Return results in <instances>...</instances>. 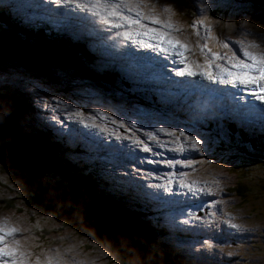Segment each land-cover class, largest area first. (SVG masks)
<instances>
[{
  "label": "rangeland",
  "instance_id": "rangeland-1",
  "mask_svg": "<svg viewBox=\"0 0 264 264\" xmlns=\"http://www.w3.org/2000/svg\"><path fill=\"white\" fill-rule=\"evenodd\" d=\"M103 1L100 0L101 8H104L102 5ZM183 1L182 12H179V9L175 7L176 0H124L125 9L131 8V11L130 13L122 12L123 15H128L131 19H139L140 21L139 24H130V28L127 29L139 32H148V29H155V33L149 32L146 36L156 39L160 43L161 41L157 37L161 33L180 41L185 47L183 49H172L178 52V55H181L180 53L182 52V55L186 58L182 60L185 63V67L187 66V68L197 74L210 73L209 67L215 68V65L217 67L214 72L217 75L220 74L221 69H223L222 72L229 73L231 71L235 74L241 70L236 67L240 61L251 63L249 58L245 56V52H252L257 54V56L264 54V0ZM81 2L92 4L94 0H81ZM126 3L127 7L125 6ZM107 4H111V1L107 0ZM190 4L195 7L193 10ZM0 9H6L10 13L8 18H13V21L17 20V24L23 27H33L34 25L36 27L38 22L49 23L48 27L53 29L54 32H57V30L64 31L68 40L74 41L75 34L71 31H74V28L78 29V27L74 26L76 23V20H74V9L70 6L55 5L51 3V0H0ZM100 11L94 8L91 9L92 13L99 14ZM176 11H178L177 14H175ZM101 15H98V17H101ZM150 17H155V20L159 21L156 22L158 24ZM110 19L114 23L120 20L119 18L117 20ZM5 20H7L6 17ZM73 21L74 23L72 24ZM6 22H0V34L2 35L6 31H10L11 23L8 24ZM123 23L128 22L120 21L122 26ZM169 23L171 24V30L167 26ZM56 24L61 27H56ZM91 25L94 26L96 24L93 21ZM120 28L123 27H116L117 30ZM233 28L240 30L239 34H236ZM79 30L82 31L80 28ZM225 30L228 31L227 33L232 31L233 34L230 35L229 33L228 36L233 38L236 50L235 46L234 48L230 46L231 48L228 51L217 55L219 60L213 58L207 60L197 54L199 50L207 49L206 46L215 51L219 50L222 47V40H224L222 32ZM21 31L17 32V34L20 38H24L20 34ZM83 32L86 34L85 31ZM86 35L88 36V34ZM136 35L133 37L135 41L138 40ZM148 37L143 38V40L155 44ZM82 38V41L86 44L84 41L86 37L82 35ZM90 44L86 46L88 47ZM91 48L89 47L92 52ZM205 55H208V53H205ZM22 59L20 57L6 56L0 60V84L12 85V89L15 88L14 93L16 92L18 95L23 93L27 98L29 97L28 104L30 103V106L28 107V112L24 113L21 110V115L16 120L18 124L14 125V130H18L21 135L23 131L25 135L27 134L26 131L29 134L34 132L39 134L46 144L48 142L51 143L48 146L57 156L61 168V171L58 170L57 173L48 172L52 179L58 178L56 182H60L59 174L63 175V167L67 164L75 167L77 178L81 182L83 179L81 175L90 180L91 177L96 178L93 173H88L85 169L80 175V169L84 165H88L93 170H96L97 173L101 172L100 176H102V180L98 179L95 184L88 186L89 188L91 186L92 194L96 199L103 198L113 202V199L117 198L121 202L120 205L122 207H125L127 211H131L133 202L141 200L140 202L143 204L145 196L148 207L152 208L158 221L150 222L146 213L141 219L147 220L149 227L153 228H158L160 221H162L161 228L169 232L163 234L166 237L161 234L155 236L153 232L152 234H147L152 239L153 246L155 245L152 247V244L148 241L149 246H147V249L157 252L158 249L156 247L159 246L162 252L165 250V252L169 253L170 256H165L171 258L172 262H186L187 264H264V195H262L263 197L261 196L263 189L261 186L252 187L251 185L252 188L249 187L250 190L244 194L245 192H242L243 189H237L238 187L236 186V182L239 181L238 179L241 178L242 174L246 176L244 177V183L257 184L260 177L264 179V175H262L264 174V165L258 163L264 160L261 157L262 153H264V131L261 130L259 116H256V118L252 117V120L247 123L233 117L231 120L238 121L237 124H234L242 128L238 132L243 131L244 128L248 130V125L256 121V119L258 120L255 128L250 130V134L253 137H249L247 133H244L237 138L238 134L234 137V134L227 130L229 127L223 123L225 117L220 116V113L214 110L215 114L211 110L210 104H206L205 108L207 113L214 114V118L211 119L205 113L201 120H211V123H207L206 126H193V124H196L195 122L205 124L192 119V104L198 99L207 101V98L202 95L205 92L199 88L190 94L189 99L188 93L184 89L181 98H179L180 100L175 101L176 99L162 97L163 103L156 102V100L155 102L154 100L149 102L146 93L140 92V87L127 90L116 83L113 86H109L110 83H106L94 75L88 76L87 70L84 68L78 69L75 67L76 69H73L51 61L44 65L45 71L33 69L38 68L43 62L32 64L33 68H29L23 66ZM112 59L115 61H111V67L121 62L118 57L114 58L112 56ZM137 61L139 64L140 60L138 58ZM252 74L255 75L256 73L253 72ZM114 76L129 78L124 72L121 75L116 70L114 71ZM226 78V81L230 83L231 77ZM153 79L154 76H151V80ZM195 80L201 79L196 78ZM258 83L264 87V80H260ZM156 93L159 94L158 92ZM178 93L181 92L178 91ZM221 93L229 95L232 92L222 89ZM10 94L12 96V93ZM135 94H139V97H135ZM74 95H76V99H74ZM53 97H56V99L53 100ZM78 99L80 103L83 101V104H85L84 106L81 105L82 109L74 106V102L78 101ZM160 99L159 97L157 98L158 101ZM182 100L187 102L186 108L185 104H182ZM214 102L216 103V101ZM46 104L50 105V107L46 108ZM88 105L93 107L92 112L94 110V113L90 112ZM174 106H178L183 111H180L181 118L178 119L179 122L168 115H164L165 110H168V108L177 110ZM73 107L74 112L72 110L69 111ZM199 107H203V104ZM117 111H121V113L133 118L135 122L128 126V122H124V120L113 119V113ZM200 112H203L202 108L196 111L197 115L201 116L202 113ZM226 113L227 111H225ZM99 114L110 118V121H106L112 122L116 127L111 128L104 123H97L100 120L99 118L97 119ZM52 115H56L58 120H62L63 124L68 126L69 131H57V129L61 128V125L51 121ZM72 115L76 117L73 119ZM89 118L92 120L89 121ZM78 120L80 122L83 121L85 125L83 128L86 129V132L79 130L83 132H80L77 136L74 124L77 125L75 121ZM180 122L189 123L190 126L184 124L182 126L187 128L190 137L196 136L198 140H201V145L196 149H193L191 140L186 139L188 137L186 133L182 131L183 135L178 134ZM41 123L43 125H40ZM89 125L91 127H99L100 130L95 128L94 133L101 137H99V141L104 140L98 144L95 138V145L91 144L94 145V148L87 151L89 147L86 144L92 135V132L87 130ZM238 126L235 127L238 128ZM204 128L205 130L202 131ZM161 129L168 131H161ZM173 129L175 131H172ZM172 132L176 134L173 133L172 137L167 136V134ZM56 133H58L57 137ZM117 137H120V139H117ZM30 139L32 138L30 137ZM205 139L208 140L207 144L204 143ZM74 140L75 144L85 150L87 158L85 155L74 158ZM52 142H59L60 148L55 146L57 151L54 149V143ZM90 142L92 143V141ZM113 142L131 146L132 148V153L125 164L124 170L119 167L125 163L124 160L111 161L112 158H117L124 153L119 144L113 145L115 149H108ZM101 144L105 146L106 151L110 153L109 155L100 154V151L95 149V147L99 149ZM66 146L68 148H65ZM145 146L149 149L148 151L144 150ZM125 151H127L126 148ZM203 153L209 158L204 156ZM247 153H250L253 157L246 156L245 154ZM52 157L56 159L53 155ZM238 157H241L240 162H238ZM242 158L249 159V161L242 162ZM256 158H258V162ZM234 163H239L241 166L249 164V166L247 169L242 168L243 172L238 175L237 172L229 169L230 167L234 168ZM152 168L156 169L158 173L149 175L150 171H154ZM138 170L146 173L142 177L147 178L149 183L140 179L137 174L134 178L129 175V173H136ZM105 172H108L107 175L104 174ZM72 173L73 178L74 176L76 177L74 170ZM249 173H252L257 181H254V178L249 176ZM11 174L0 165V221L7 222L8 226L19 230L15 235L8 236L5 239L9 243L13 240H19L21 251L27 254L25 264H33L36 258H39L42 262L52 259L54 264L55 262H59V264H127L118 254L116 248L111 249L108 247L111 244H107L102 239L99 240L98 237L88 232L84 233L82 230L74 229L66 225L67 223L64 224V220L57 218L58 214L52 210L49 211L43 208L42 210L44 211H40L35 203L28 201V198L18 199L16 202L18 207L16 209L5 207L12 199H16L17 194L22 190ZM88 174L91 176H88ZM158 175L162 181H158ZM166 179L172 183L175 182L178 186L183 181L181 190L185 189L188 191L192 187L199 188L198 191L201 198L202 191L205 189L206 193L211 194L209 197L217 196L214 197L215 202L206 203L204 200H199V202L195 203L198 204V207H193V211L190 210L189 213L193 212L196 224L193 223L187 211H183L181 214L173 211L174 216L170 215L167 209L161 206V203L154 202L153 204L156 203L157 205L153 207L151 202L155 198H149L150 194L154 196L153 190L159 192L157 190L158 187L167 189L169 182ZM112 181L113 184L111 183ZM96 183L99 184L96 185ZM108 184L113 186L112 189L108 188ZM149 185L153 187H149ZM130 187L134 190L129 189ZM175 188H171L168 192L178 191ZM223 190H229L226 198H229L231 205L227 209L226 203L228 201L222 200L224 196ZM194 192V190L191 192L192 196L197 197ZM178 199L179 201L183 199L181 203L178 201V204L183 206L186 199L191 201V196H185L181 192V195H178ZM216 199H219V201H216ZM223 203L225 204L222 205ZM186 205L183 207H186ZM218 205L219 207L222 205V210H219ZM160 211H163L160 215L161 220L157 217ZM223 213H233L235 216L229 229H225L226 225L223 227L224 224L222 225V222H219ZM54 214L57 216L54 217ZM128 218L129 221H133L130 216ZM175 221H180V223ZM234 223L251 227V229L241 228L240 226L234 229L231 227ZM191 227H193V230ZM252 231L260 233L255 237ZM161 232L163 233L162 230ZM237 237V242H231ZM205 241L208 242L207 245H205ZM99 251L101 254H99ZM171 251H177V254L186 252L192 258V261L182 256L173 260L175 255L172 256L173 253ZM231 254L237 255L238 259L232 257ZM1 256L5 258L1 260L2 264H5V261L11 264V258L7 259L8 257Z\"/></svg>",
  "mask_w": 264,
  "mask_h": 264
},
{
  "label": "water",
  "instance_id": "water-1",
  "mask_svg": "<svg viewBox=\"0 0 264 264\" xmlns=\"http://www.w3.org/2000/svg\"><path fill=\"white\" fill-rule=\"evenodd\" d=\"M19 45L15 40L0 34V60L6 56L21 58ZM18 109L20 111L16 100L0 93V164L12 173L11 176L20 186L33 194L34 202L41 209L46 206L49 211L56 212L64 219L68 218L76 228L86 230L99 240L111 244L108 247L116 248L127 264H178L166 256L152 258L147 241L144 238L146 242L141 240L134 231L137 230V224L139 231V223L129 221L118 208L95 206L94 201L79 191L80 187L78 191L74 187L71 191H65L45 181L44 176L48 171H61L60 164L52 157L46 144L14 130L15 118L20 115Z\"/></svg>",
  "mask_w": 264,
  "mask_h": 264
},
{
  "label": "snow or ice",
  "instance_id": "snow-or-ice-1",
  "mask_svg": "<svg viewBox=\"0 0 264 264\" xmlns=\"http://www.w3.org/2000/svg\"><path fill=\"white\" fill-rule=\"evenodd\" d=\"M51 3L55 5H66L72 7L74 10L79 9L81 12L84 9H93V8H98L100 7V0H94V3L92 4H85L78 2V0H51ZM127 7V3L125 4ZM105 10L107 11V16H105L104 22L107 23L110 27H122L120 23H114L113 20L108 19V17H117L119 19H122L124 21H127L129 24H139L140 21L139 19H131L128 15H123V13L119 10H117L116 5H111L109 6L107 4V0H105ZM128 11H131V8H128ZM154 22H159L155 20V17H150ZM56 27H61L60 25L56 24ZM168 27H171V24L169 23L167 25ZM148 32L155 33V29H148ZM148 32H145L144 35H147ZM124 36L128 40H132L133 43H136L135 39L133 38V35L131 32H125ZM161 43L157 44H149L146 43L144 40H140L139 44L142 47H147V48H154L158 49L161 51H169L168 48H164L163 44L167 43L171 48H180L183 49L185 45L181 44L180 41L175 40L173 38L167 37L164 34H159L157 37ZM182 55V52L180 53ZM245 56L249 58L251 63H246L244 61H240L236 67L240 68L241 71L238 73H232L229 72L228 75L231 77L230 83L233 85L236 84H242L245 85V90L249 92L250 95H253L255 99L259 100L261 102V108L259 110V122L261 126V130L264 131V87H261L258 81L264 80V54L257 56V54L252 53V52H245ZM215 55V54H213ZM256 73L255 75L252 73ZM177 75H188V76H196L197 73L191 71L187 66L185 68H180L176 70ZM207 79L215 81L216 77L210 73L206 74ZM255 84L256 87H250V85ZM53 100L56 99V97L52 98ZM241 100H243V97H240ZM45 107H50V105H45ZM237 115L240 118L242 122H250L252 120V117L254 115L252 109L250 107H243L237 110ZM51 121L56 122L61 125V128L57 129V131H69V128L67 125L63 124L62 120H58L56 115L51 116ZM83 123V121H81ZM161 131H168L166 129H161ZM172 131H175L173 129ZM183 135V133H181ZM117 139H120V137H117ZM186 139H190L192 142V147L193 149H196L198 146L201 145V140H198L196 136L192 137H186ZM204 143L207 144L208 140L205 139ZM145 151H148L149 149L147 146L144 148ZM137 173H129L133 178L135 177ZM151 175V173H149ZM149 187H153L149 185ZM165 191H170V189H165ZM232 228H237L239 227L238 225H231ZM19 230L16 229L15 227L8 226L5 224L3 221H0V255H4L6 257L11 258V264H25V257L26 253L21 251V245L19 240H13L11 243H9L5 238L8 236L15 235ZM205 245L208 244L207 241L204 242ZM203 247V246H202ZM5 264H8V261H5ZM33 264H54V261L52 259H48L45 261H41L39 258H36ZM55 264H59V262H55Z\"/></svg>",
  "mask_w": 264,
  "mask_h": 264
},
{
  "label": "trees",
  "instance_id": "trees-1",
  "mask_svg": "<svg viewBox=\"0 0 264 264\" xmlns=\"http://www.w3.org/2000/svg\"><path fill=\"white\" fill-rule=\"evenodd\" d=\"M8 15L10 16V13H8V11H5V10H2L0 9V22L1 23H8L13 26V28L15 29V31L19 32L21 31V29H19V31L16 29V26H17V23L14 22L12 19H8ZM5 17L7 20H5ZM40 25H43V24H40ZM30 28V27H29ZM14 29H10L11 31L10 32H7L6 34L7 35H11L15 38H17V35L14 31ZM24 33V36L23 34H21V36H23L24 38H17V41L21 44V52H22V57L23 58V62H25L28 66H30L31 68L32 67V64H36L37 62H40V61H45V62H51V61H56L57 63H60V64H64V65H67L69 66L70 68H73L74 69V66L76 67H83L84 69H87V66L84 67L82 64H83V61L80 59L79 55H83L84 56V46H82L81 43L79 44H73V43H69L67 41V38L66 37H62L60 36L58 33L55 34L53 32L52 29H48V26L46 25H43V26H39L34 28V31L30 28V30H23L22 31ZM57 36V37H56ZM59 36V37H58ZM68 43L71 45H68ZM78 45V46H77ZM33 69H36V68H33ZM92 71L94 70H90L89 72L91 74ZM97 75V74H96ZM108 75V73H107ZM101 78H103L104 80L106 81H109L111 82V78H108L106 76H100ZM15 88L12 89V85H0V91H2L3 93L5 94H8L11 96L10 93H12V96L16 97L18 99V101L20 102V105H21V109L23 110V112H27L28 110V107H29V104H28V98L25 94H21V95H18V93H14V90ZM14 94V95H13ZM27 105V106H26ZM26 131V130H25ZM24 132V131H23ZM22 132V134H24ZM26 133H29L28 131H26ZM30 135L32 136H35L37 138L40 139V141L44 140L41 136L39 135H36L34 133H30ZM238 140H242V139H238ZM54 143V149L56 150V148H59L58 145L56 144V142H53ZM48 144H50V142H48ZM56 146V148H55ZM225 148V147H224ZM57 151V150H56ZM246 156H250V157H253L250 153H247L245 154ZM263 159H264V153H262V156H261ZM238 162H240L241 160V157H238ZM257 159V162H258V158ZM245 161H249V159H246V158H242V162H245ZM259 164H263L264 165V160L263 162H258ZM1 165V164H0ZM2 166V165H1ZM249 166V164L247 165H243L241 166L239 163H234L233 167L235 168H232L230 167V169L234 172H237V174L239 175L240 173L243 172L242 168H245L247 169ZM3 167V166H2ZM4 168V167H3ZM63 175L60 176V182H56V180L58 178H55V179H52V177H50V175H46V177L44 178L45 181H47L48 183L52 184L53 186H58V187H61V188H64V189H71L73 187H76V186H81L83 187L84 184H88V185H85L86 187H88L91 183H92V178L91 180L83 175H81L83 177L82 179V182L74 177L73 178V170H74V166H72L71 164H67L66 166L63 167ZM264 175V174H262ZM89 176V175H88ZM249 176H251L252 178H254V181H257L255 178V176L251 173H249ZM246 177L245 175L242 174L241 178L239 179L242 183V186L244 187V189L246 190H242V192L244 194H246V192L249 190V187H262V189L264 190V179L262 177L259 178V181L258 182H261V185H259L258 183L257 184H252V183H244V180ZM248 179V178H247ZM22 190L21 191H26L22 186H20L19 184H17ZM263 190H262V195H264L263 193ZM20 193L17 194V197L16 199H22V197H27L28 198V201L29 202H34V196L31 192H28L26 191L25 193ZM92 192V188L90 186V190ZM249 194H251L250 192H248ZM22 196V197H21ZM263 197V196H262ZM16 199H12L7 206L5 207H8V208H16ZM106 202L102 201V203L104 204H112V205H115L116 204V201L113 200V202L110 203V200H106ZM35 205L40 209V211H44L41 209L40 206H38L36 203ZM129 215L132 216L133 220H138L140 217H139V214L138 215H134L131 211H129ZM54 217H56L57 215L54 214L53 215ZM59 217V219H61L62 217L61 216H57V218ZM67 223L66 225H71V223L69 221H66V219L64 220V224ZM78 230H82L84 231L83 229H79L77 228ZM151 231V228L149 227L148 230H147V234H149ZM157 232L160 234L162 233L161 230H157ZM90 233V232H88Z\"/></svg>",
  "mask_w": 264,
  "mask_h": 264
},
{
  "label": "bare ground",
  "instance_id": "bare-ground-1",
  "mask_svg": "<svg viewBox=\"0 0 264 264\" xmlns=\"http://www.w3.org/2000/svg\"><path fill=\"white\" fill-rule=\"evenodd\" d=\"M78 1H80L81 2V0H78ZM193 4V3H192ZM73 10V9H72ZM128 10V9H127ZM134 13V12H133ZM152 13V12H151ZM74 20H76V21H79L80 19H78V16H74ZM84 22H89V20L88 19H82ZM80 22H81V20H80ZM149 22V21H148ZM96 25H98V23H95ZM125 25H128L127 23H125ZM92 26V25H91ZM124 26V25H123ZM118 28V27H117ZM115 29H116V27H115ZM146 30V29H145ZM116 31H117V29H116ZM141 31V30H140ZM145 32V31H144ZM144 32H143V35H144ZM133 33H135V32H133ZM149 33V32H148ZM137 33H135V35H136ZM83 36H85V37H87V35L83 32V34H82ZM137 36V35H136ZM146 36V35H145ZM146 37H148V36H146ZM151 37V36H150ZM143 38H145V37H143ZM156 38V37H155ZM147 39V38H146ZM151 40V39H150ZM85 42H86V40H84ZM131 42H128L127 43V47H128V50H126V51H128L127 52V55H129V51H133V52H136L137 54H138V48L134 45V44H132L133 43V41L132 40H130ZM137 41V40H136ZM147 41V40H146ZM152 42H154V43H156L157 41H154V40H151ZM81 43H82V46H86V44L83 42V41H81ZM150 44H152V43H150ZM166 44V43H165ZM164 44V45H165ZM68 45H70L69 43H68ZM71 46V45H70ZM78 46V45H77ZM98 52V51H97ZM100 52V51H99ZM141 54L139 55V56H142L143 57V60H144V58L145 59H147L148 57H152V56H156V57H158V58H156V61L158 62L157 63V65L155 66V67H153V66H151L149 63H151L152 61H153V57L150 59V60H148L149 62H147V60H144V61H142V60H140V61H142L143 62V64H144V66L145 67H148L147 69H146V71H149L148 73H147V75L148 76H154V79L153 80H156L157 78H160L161 80H165V82L166 83H168V82H171L172 83V89H168L166 86H164V91L166 92V94H164V95H167L168 94V90H171V92H172V94H173V92H174V90H176L177 91V89H180L181 87H187V86H189V85H187L186 83H183V82H181V80H179V79H177L176 77H179V78H181V79H183V77H186V79H184V80H187V81H190L191 79H192V77L193 76H188V75H183V76H181V75H177V74H171L170 72H168L167 70V67H165V69H167V70H165V69H163V63L165 64V61H164V59H163V57L161 56V55H158L157 53H154V54H152V52H160V53H163V54H165L163 51H161V50H158V49H154V48H147V47H145V48H142L140 51H139ZM109 52L108 51H105V54H108ZM178 53V52H177ZM206 52H204V54H205ZM165 55H167V54H165ZM117 55H115V57H116ZM171 56V54L169 55V57ZM96 57V56H95ZM97 58V57H96ZM123 58H125V57H123ZM127 59H134L133 57H128ZM162 61H161V60ZM166 60H168V63H169V59L167 58ZM161 61V62H160ZM217 64H219L218 62H217ZM175 65H176V63H174L172 66H168V68L169 69H172V68H174L175 67ZM235 67V66H234ZM143 67H141V69H142ZM228 68V67H227ZM190 69V68H189ZM235 69H237V68H235ZM231 70V69H230ZM114 71H115V69H113V70H111V71H109L108 72V76L111 78V81H113V82H115L117 85H120L121 87H125L127 90L129 89H131L129 86H128V81H131L129 78H127V77H122V78H118V77H115L114 76ZM241 71V70H240ZM231 72V71H230ZM239 72V71H238ZM92 73L94 74V75H96L97 74V71H92ZM125 73V72H124ZM136 73H137V71H136ZM221 73L222 72H220V74L219 75H217V74H212V75H214L215 77H216V81H218V82H221ZM234 73V72H233ZM125 74H127V73H125ZM211 74V73H210ZM138 73L136 74V76H134V79L137 77L138 78ZM162 77H163V79H162ZM170 77H172L171 79H169ZM229 77V76H228ZM225 79H227V78H225ZM121 80H123V81H121ZM12 82V81H11ZM90 83V82H89ZM260 83V82H259ZM150 85H151V83H150ZM219 87H220V85H218L217 87H213V85H206L205 86V90H207L208 91V89L210 90V88H212V89H214L215 90V94H216V97L217 98H223L224 99V101H223V103H219L218 105L216 104L217 103V99L216 98H214L211 102H209V104H210V106H211V109L214 111V106H215V104L218 106V107H220V108H222L223 109V115H225V111H227V109H228V107H230V104H229V101L230 102H234V100H235V94L233 93V91H232V96L231 97H228V96H226L225 95V98L223 97V95L219 92ZM236 86H234V87H232V88H235ZM160 88V87H159ZM238 88V87H237ZM196 88L195 87H192V90H195ZM160 91H162L161 89H159ZM226 90V89H225ZM157 92V90L156 91H153L152 93H149L147 96L149 97V99H151V100H154L153 99V97H152V95L153 96H155V97H159V98H161L159 101L157 100V98H156V100L160 103L161 101H162V96L161 95H159V94H157L156 93ZM80 94V93H79ZM210 94H213V93H210ZM224 94V93H223ZM205 97H206V94H205ZM177 99L175 100V101H177V100H180L179 99V97H176ZM228 99H229V101H228ZM214 101H216V103L214 102ZM228 101V102H227ZM182 104H185V108H186V106H187V102L186 101H183L182 100ZM77 103V100L74 102V104H76ZM91 104V103H90ZM197 105L199 106V105H201V102H197ZM197 105H195L194 107L195 108H197ZM83 106H84V104H83ZM88 107H89V110H90V112L91 113H94V110H93V112H92V106L91 105H88ZM179 112L180 111H182V109L181 108H179L178 106H174ZM208 107V106H207ZM247 107H249V106H247ZM201 108V107H200ZM250 108H252V106L250 107ZM73 111L74 112V107L73 108H71L69 111ZM209 110V109H208ZM192 111H194V110H192ZM18 112L20 113V111H19V109H18ZM183 112V111H182ZM214 113L216 114V112L214 111ZM192 115L193 116H195V114L192 112ZM208 116L212 119V117L214 116V114H212V113H208ZM72 117H73V119H74V117H76V116H73L72 115ZM193 118V117H192ZM236 118V117H235ZM194 119V118H193ZM232 119V118H231ZM88 120V119H87ZM92 119H90L89 118V121H91ZM230 120V119H229ZM231 121V120H230ZM233 121V123H237V121L236 120H232ZM199 122H201V123H211V120L209 121V120H205V121H199ZM224 123V122H223ZM40 125H43V123H41ZM46 125V124H45ZM52 127V126H51ZM249 129H250V127H249ZM74 130L77 132V136L80 134V132H83V131H79V130H84L85 132H86V129L85 128H83L82 126H80V124L78 125H76V124H74ZM227 130H230L229 128L227 129ZM232 131V130H231ZM234 131V130H233ZM88 134H90V133H88ZM91 135V134H90ZM249 135H250V133H249ZM26 136L28 137V133L26 134ZM58 136V133H56V137ZM91 137V136H90ZM96 137H98V136H96ZM29 139H30V137H28ZM98 139H99V137H98ZM107 139V138H106ZM109 139V138H108ZM33 140V139H32ZM102 140H104V139H102ZM98 142H100L99 140H98ZM113 145L114 144H112V147H113ZM85 147L86 148H88L86 145H85ZM65 148H68L67 146L65 147ZM48 150H50L51 151V148H48ZM159 151V150H158ZM165 152V151H164ZM165 153H168V152H165ZM85 154H86V152H85ZM56 158V157H55ZM56 160L57 161H59L58 160V158H56ZM66 164V163H65ZM63 166H64V164H63ZM75 168V167H74ZM48 172H53V173H55V171H48ZM58 171H56V173H57ZM74 175H76V178H77V172L75 171V169H74ZM59 176H61V173L59 174ZM75 177V176H74ZM167 180V179H166ZM95 181H98V179H94V180H92V185H93V183L95 184ZM168 181V180H167ZM172 181V180H171ZM169 182V184H168V187H167V189H171V188H174V187H176L177 189H178V192H179V194L178 195H181V192H182V194H184L185 196H191V201H188L187 199H186V201L184 202V204H183V206H185V204H189V211L191 210V211H193L192 210V208L193 207H198V204H195L196 202H199V200H204V202H206V203H208V202H210V201H214V198L212 199L211 197H209L211 194H209L208 192L206 193L204 190L205 189H203V191H202V198H201V196H200V192L198 191V189L199 188H190V189H188V191L187 190H185V189H180L181 187H182V182L183 181H181V185H177L175 182L174 183H172V182H170V181H168ZM97 184H99V183H96V185ZM198 186V185H197ZM55 187V186H54ZM112 187L113 186H110V184H108V188H110V189H112ZM195 187V186H194ZM83 188H86V189H88V190H90V188L89 187H86V186H84L83 185ZM129 189H133L132 187H130ZM134 190V189H133ZM193 190L195 191L194 193H196V195H197V197H193L192 196V193L191 192H193ZM230 190V189H229ZM132 191V190H131ZM26 191H24L23 193H25ZM168 194V191H166L165 193H163L162 195L163 196H166ZM187 194V195H186ZM188 194H191V195H188ZM168 196H171V195H168ZM22 198H27V197H22ZM164 199H165V197H163ZM12 199V198H11ZM10 199V200H11ZM166 200H167V202H169V204H171V208L172 209H178L179 211L177 212H175V213H179V214H181V212H183V211H187V205H186V207L184 208L183 206H181L180 204H178V201H172V199H170V198H166ZM179 200V199H178ZM139 201H141V200H139ZM190 202V203H189ZM29 203V202H28ZM110 203H111V201H110ZM141 203V202H140ZM144 203L145 204H147V202H146V198H145V196H144ZM138 204V203H137ZM111 205V204H110ZM155 205H157L156 203L154 204V206ZM119 206L121 207V209H118V210H122V211H126V209H125V207H122L120 204H119ZM145 205H143V207H144ZM140 207V204L138 205V209H140L139 208ZM218 207H219V205H218ZM44 208H46L47 210H48V208L45 206ZM150 210V209H149ZM137 211V213L138 214H140V216L139 217H142L143 215H142V212H144V211H142V210H136ZM127 212V211H126ZM55 213V212H54ZM127 214H128V212H127ZM129 215V214H128ZM150 215H152V212L150 211ZM130 216V215H129ZM131 217V219H133L132 218V216H130ZM158 217V216H157ZM59 218V217H58ZM179 218H181V217H179ZM151 219H153L152 217H149V221L151 222L152 220ZM69 219L68 218H66V221H68ZM154 220V219H153ZM147 225H148V221L147 220H143ZM4 222V221H3ZM175 222H177V223H180V221H175ZM193 222H195L194 224H196V220H193ZM222 222V221H221ZM5 224H7V222H4ZM223 223L224 222H222L221 224L223 225ZM69 225V224H68ZM146 225V226H147ZM178 225H180V224H178ZM226 225V224H225ZM225 225H223V227H225ZM70 227H73L74 229H76V227L77 226H74V225H69ZM142 228V227H141ZM192 228V230H193V227H191ZM144 229V228H143ZM225 229H228V228H225ZM235 229V228H234ZM248 229H251L250 227L248 228ZM247 229V230H248ZM160 230H162L163 232H164V228H161ZM246 231V230H245ZM88 231H86V230H84V233H87ZM228 232V231H227ZM239 232V231H238ZM166 233H169V232H166ZM241 233V232H240ZM242 234V233H241ZM143 235V234H142ZM160 235V234H159ZM10 237V236H9ZM148 238V237H147ZM186 238V237H185ZM188 238V237H187ZM13 239V238H12ZM149 239V238H148ZM149 241H150V239H149ZM238 241V237L235 239V240H232L231 242H237ZM155 246V245H154ZM153 245H152V247H154ZM156 246H158L157 244H156ZM157 249V253H160V254H162V249L158 246V247H156ZM183 249V248H182ZM161 251V252H160ZM172 253V252H171ZM173 255H175L176 256V253L175 252H173ZM7 258V257H6ZM3 259H5L4 257H2L1 255H0V264H2L1 263V260H3ZM7 259H10V257H8ZM194 259V258H193ZM199 259V258H198ZM199 260H201V259H199ZM193 262H194V260H193ZM260 262V261H259ZM179 263H181V262H179ZM178 263V264H179ZM195 263V262H194ZM197 263V262H196ZM198 264V263H197Z\"/></svg>",
  "mask_w": 264,
  "mask_h": 264
},
{
  "label": "clouds",
  "instance_id": "clouds-1",
  "mask_svg": "<svg viewBox=\"0 0 264 264\" xmlns=\"http://www.w3.org/2000/svg\"><path fill=\"white\" fill-rule=\"evenodd\" d=\"M5 11H7L6 9H5ZM10 19H11V17H9ZM8 18V19H9ZM12 20H13V18H12ZM14 22H17V20L16 21H14ZM40 24H43V25H46V26H48V24L49 23H42V22H38V24L36 25V27H38V25L39 26H43V25H40ZM35 26V25H34ZM30 27L33 31H34V28H36V27ZM30 28L28 27V26H26V27H23L22 25H20V24H17V26H16V29L19 31V29H23V30H30ZM9 29H14L13 28V26L11 25V27H9ZM48 29H51V28H49L48 27ZM53 30V29H52ZM11 31V30H10ZM10 31H6L5 33H4V35L3 36H8L9 38H11V39H13V40H15V42L16 43H18V44H20L18 41H17V38H20L19 36H18V34H17V31H15V29H14V31H15V33H16V35H17V38H15V37H13V36H11V35H7L6 33L7 32H10ZM54 32V31H53ZM71 32H74V31H71ZM21 34H23V36H24V33L23 32H20ZM55 34H59L60 36H62V37H66L67 38V36L65 35V32L63 31H61V30H57V32H54ZM57 37V36H56ZM59 37V36H58ZM67 41L68 42H70V43H73L74 44V41H70V40H68V38H67ZM19 47H20V49H21V45H19ZM21 54H22V52H21ZM23 60V59H22ZM40 62H43V63H41L40 65H39V67L38 68H36V69H42V70H45V68H44V65H46V64H48V62H45V61H40ZM53 62H55L56 63V61H53ZM37 63H39V62H37ZM23 64V66H27V67H29V68H31L30 66H28L25 62H23L22 63ZM58 64H60V63H58ZM61 66H63L64 64H60ZM46 71V70H45ZM0 85H8V84H6V83H2V84H0ZM0 93H3L2 91H0ZM5 96H7L9 99H13V100H16L17 102H18V104H19V106H20V115H21V105H20V102L18 101V99L16 98V97H14V96H10V95H8V94H5V93H3ZM72 100V99H71ZM28 101H29V99H28ZM29 106H30V103H29ZM23 111V110H22ZM27 112H28V110H27ZM24 113H26V112H24ZM16 120H17V118H15V122H16ZM18 123L16 122L15 123V125H17ZM24 133V132H23ZM32 133H34V132H32ZM34 134H36V133H34ZM22 135H25V133L24 134H22ZM36 135H39V134H36ZM28 136H30L32 139H35V140H37V141H39V142H42V143H44V144H46V142L43 140H41L40 141V139L39 138H37V137H35V136H32V135H30L29 133H28ZM40 136V135H39ZM53 143V142H52ZM51 144V143H50ZM56 144L58 145V147L60 146V144H59V142H56ZM47 146H48V144H46ZM48 148H50L49 146H48ZM60 148V147H59ZM60 151H62V150H60ZM51 152V154L54 156V157H56V155L52 152V151H50ZM64 152V151H63ZM47 174H49L48 172L45 174V176L44 177H46V175ZM52 185V184H51ZM53 186V185H52ZM56 187V186H55ZM58 187V186H57ZM68 190H70V189H66L65 191H68ZM17 200L18 199H16V202H17ZM18 207V206H17ZM14 208V207H13ZM16 209V208H15ZM56 213V212H55ZM59 215V214H58ZM60 216V215H59ZM61 219H63V220H65L64 218H61ZM60 219V220H61Z\"/></svg>",
  "mask_w": 264,
  "mask_h": 264
}]
</instances>
